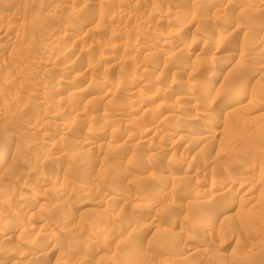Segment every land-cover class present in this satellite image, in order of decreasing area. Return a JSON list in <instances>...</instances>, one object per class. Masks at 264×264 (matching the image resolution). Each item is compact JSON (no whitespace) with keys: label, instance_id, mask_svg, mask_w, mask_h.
Here are the masks:
<instances>
[{"label":"rangeland","instance_id":"374dc122","mask_svg":"<svg viewBox=\"0 0 264 264\" xmlns=\"http://www.w3.org/2000/svg\"><path fill=\"white\" fill-rule=\"evenodd\" d=\"M0 264H264V0H0Z\"/></svg>","mask_w":264,"mask_h":264},{"label":"bare ground","instance_id":"6f19581e","mask_svg":"<svg viewBox=\"0 0 264 264\" xmlns=\"http://www.w3.org/2000/svg\"><path fill=\"white\" fill-rule=\"evenodd\" d=\"M226 91V90H225ZM240 94H242V92H240L239 93V96H240ZM242 96V95H241ZM250 97L248 96L247 98H246V101H248V103L250 102ZM232 106V105H231ZM239 105H234V107H238ZM235 109V108H234ZM233 110V109H232ZM204 129V128H203ZM8 147V146H7ZM3 154V153H2ZM251 164V163H250ZM210 204V203H209ZM240 221V220H239ZM69 249V248H68ZM185 253V252H184ZM30 258V257H29ZM191 259V258H190ZM182 262V261H181Z\"/></svg>","mask_w":264,"mask_h":264}]
</instances>
